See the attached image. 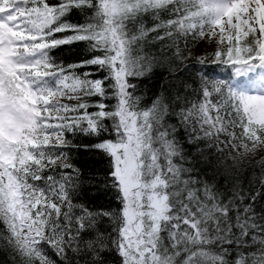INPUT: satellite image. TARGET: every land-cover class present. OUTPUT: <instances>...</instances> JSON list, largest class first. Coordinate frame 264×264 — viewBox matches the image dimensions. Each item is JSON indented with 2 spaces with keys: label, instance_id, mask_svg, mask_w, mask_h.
Returning <instances> with one entry per match:
<instances>
[{
  "label": "snow or ice",
  "instance_id": "6c2138e0",
  "mask_svg": "<svg viewBox=\"0 0 264 264\" xmlns=\"http://www.w3.org/2000/svg\"><path fill=\"white\" fill-rule=\"evenodd\" d=\"M76 10L83 23L67 19ZM148 15L152 28L141 22ZM149 33L178 62L181 39L185 48L189 37L215 41L212 63L235 78L201 73L196 100L179 106L177 96L173 112L158 96L141 108L129 78L152 71L155 58L139 47ZM75 42H86L89 58L57 63L52 50ZM171 115L191 147L217 150L226 171L264 150V0H0V250L11 264H107L113 254L118 264H264V158L259 188L234 182L225 195L187 159ZM76 133L96 137L92 147L107 156L117 211L74 203ZM105 219L109 231L99 228Z\"/></svg>",
  "mask_w": 264,
  "mask_h": 264
},
{
  "label": "trees",
  "instance_id": "16d2710c",
  "mask_svg": "<svg viewBox=\"0 0 264 264\" xmlns=\"http://www.w3.org/2000/svg\"><path fill=\"white\" fill-rule=\"evenodd\" d=\"M49 2L55 5L60 0H49ZM67 19L72 23H83L85 16L79 10H76ZM141 22L146 28H152L156 23L151 15L143 17ZM66 35H70V33H57L54 38L59 39ZM156 35L157 33H149L139 45L143 55H146L149 59L155 58L152 71L144 76L131 78L130 83L135 85V95L140 97L139 106L141 108L150 107L153 101L160 96L170 102L171 110L174 112L178 108L177 96L180 97L179 106H183L185 100L193 101L198 97L199 77H197L190 62L194 59L193 51L195 50L194 53L200 51L197 46L194 48L197 42L192 43L190 37L186 48L184 40L181 39L179 42L180 48L186 58L182 62L175 61L173 55L175 49L171 48L168 41L162 42L155 39ZM189 51L192 52L191 57L188 56ZM52 55L57 63L67 66L89 58L91 53L86 42H75L59 46L52 50ZM78 71L81 73L93 72L94 74L89 77L91 79H99L105 75L104 72L95 68H81ZM193 81H196V84H193ZM149 99L151 100L149 101ZM95 102L96 99L90 101L93 104ZM104 102L109 108H112L116 100L109 96L104 98ZM97 110L94 106L88 109L90 112ZM106 123L110 125L111 121H106ZM167 123L176 127V138L183 145L184 152L189 154L187 159L195 166L196 171L199 172L201 177L209 179L211 183L215 184L221 193L230 194L234 182L242 183L245 190L248 189L250 183L253 185L254 190L259 188L257 177L260 175V169L255 165L258 160L264 158V150L261 157H255L256 154L254 157L249 155L241 161L238 168H233L231 161H229L226 171L223 166H218L219 158L215 148L209 149L204 143H198L197 147L190 146L191 141L188 138V133L179 124L177 116H169ZM68 139L72 142V149L68 152L70 162L81 173V185L73 197L74 203L83 205L91 211L102 209L117 211L120 208V203L108 175L109 160L104 153L96 151L92 147L97 142V138L76 133L69 135ZM200 152H203V156L199 155ZM231 154L236 155L235 152ZM261 208H264V199L259 200L257 203V210L259 211ZM99 228L101 231H109L110 221L105 219L99 225ZM3 232L4 226L0 223V234H3ZM45 248L51 255V251L47 249V246ZM118 261L119 258L113 254L108 257L107 264H114V262L118 264ZM0 264H11L10 254H6L3 250H0ZM78 264H83V262H78Z\"/></svg>",
  "mask_w": 264,
  "mask_h": 264
},
{
  "label": "rangeland",
  "instance_id": "374dc122",
  "mask_svg": "<svg viewBox=\"0 0 264 264\" xmlns=\"http://www.w3.org/2000/svg\"><path fill=\"white\" fill-rule=\"evenodd\" d=\"M212 43L215 45V41H212ZM202 45L204 46L205 44H202ZM255 154H256L255 157H261V156L263 155V150H261V151H259V152H256ZM255 154H252L253 157H254ZM259 159H260V158H259Z\"/></svg>",
  "mask_w": 264,
  "mask_h": 264
},
{
  "label": "bare ground",
  "instance_id": "6f19581e",
  "mask_svg": "<svg viewBox=\"0 0 264 264\" xmlns=\"http://www.w3.org/2000/svg\"><path fill=\"white\" fill-rule=\"evenodd\" d=\"M151 99H149V101H150ZM149 101H147V102H149Z\"/></svg>",
  "mask_w": 264,
  "mask_h": 264
}]
</instances>
